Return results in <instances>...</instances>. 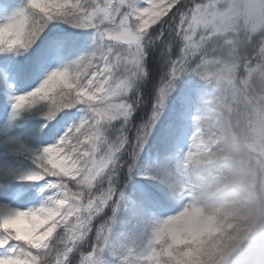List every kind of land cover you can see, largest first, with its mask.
Listing matches in <instances>:
<instances>
[{
    "label": "snow or ice",
    "instance_id": "1",
    "mask_svg": "<svg viewBox=\"0 0 264 264\" xmlns=\"http://www.w3.org/2000/svg\"><path fill=\"white\" fill-rule=\"evenodd\" d=\"M262 71L264 0H0V264H264Z\"/></svg>",
    "mask_w": 264,
    "mask_h": 264
},
{
    "label": "rangeland",
    "instance_id": "2",
    "mask_svg": "<svg viewBox=\"0 0 264 264\" xmlns=\"http://www.w3.org/2000/svg\"><path fill=\"white\" fill-rule=\"evenodd\" d=\"M71 31L75 32V31H79V30L71 29ZM6 96L8 97V95H6ZM4 118L5 119L7 118V113L5 114ZM37 122H38L37 120H34V123H32V127H30L29 125H28V127L27 126L25 128L23 127L24 130L26 131V139L29 140L30 141L29 144H32V145L33 144H37V142L40 144V142L38 141L39 140L38 138L43 135L42 134L41 136H39V134H38V127L40 125V122H38V123ZM4 123H5V121L2 120L1 123H0V128L3 127ZM68 123H72V121H68ZM49 126H50V124H49ZM62 126L65 128V127H67V124H61V125H57L56 126L57 136L60 133H62L61 128H60ZM47 130H48V128L45 129L44 132H46ZM40 134H41V132H40ZM13 136H15V135H13ZM55 138L56 137H54L53 139H55ZM42 146L43 145L41 144L40 147H42ZM162 159H163V157H161V155L159 153L151 150L148 147V145H146L145 146V150L141 153L140 157L137 159L136 165H137V167H139L141 169H145V168H148L149 166H151V165H153L155 163L160 162ZM0 163H4L3 160L2 161L0 160ZM21 169H25L26 170L27 167L22 166Z\"/></svg>",
    "mask_w": 264,
    "mask_h": 264
},
{
    "label": "trees",
    "instance_id": "3",
    "mask_svg": "<svg viewBox=\"0 0 264 264\" xmlns=\"http://www.w3.org/2000/svg\"><path fill=\"white\" fill-rule=\"evenodd\" d=\"M22 2V0H16V3H21ZM63 27H65V28H67L68 26L67 25H63ZM50 28H52V24H49V26H48V28H46L45 29V32H48L49 31V29ZM42 36H43V33L41 34ZM37 43H39V41H37ZM16 59H19L20 57H15ZM9 79V78H8ZM7 84H8V80H7ZM9 85V84H8ZM4 89H6V85H5V83L2 81V80H0V91L1 90H4ZM38 118H41V116H39L38 114H35V113H30V114H27V118L26 119H22V120H20V121H17V122H15L12 126H11V128L12 129H15L14 127H16V126H20V124H23V123H26V122H29L28 123V125L30 126V127H32V123L31 122H33L34 120H36V119H38ZM27 125V126H28ZM25 131H24V133H23V130H21V131H19V139L24 143V139H25ZM24 144H26V143H24ZM27 146H28V144H26ZM6 154L3 156L4 158L5 157H8V159L7 160H24V159H26L27 160V158L26 157H24V156H22V155H16V154H14V153H11L10 151H6L5 152ZM28 162H30L29 160H27Z\"/></svg>",
    "mask_w": 264,
    "mask_h": 264
},
{
    "label": "clouds",
    "instance_id": "4",
    "mask_svg": "<svg viewBox=\"0 0 264 264\" xmlns=\"http://www.w3.org/2000/svg\"><path fill=\"white\" fill-rule=\"evenodd\" d=\"M257 86L264 89V71L257 74Z\"/></svg>",
    "mask_w": 264,
    "mask_h": 264
}]
</instances>
